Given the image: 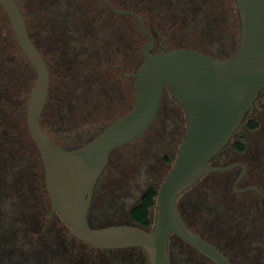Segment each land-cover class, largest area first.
<instances>
[{
  "label": "rangeland",
  "instance_id": "obj_1",
  "mask_svg": "<svg viewBox=\"0 0 264 264\" xmlns=\"http://www.w3.org/2000/svg\"><path fill=\"white\" fill-rule=\"evenodd\" d=\"M84 1L21 0L26 7L29 35L55 75L44 123L54 141L69 148L74 142L69 137L76 132L82 131L81 141H88L95 126H105L100 121L109 120L110 124L131 109V105L124 107L122 95L116 90L111 98L108 95L102 100L108 88L99 59L110 54L130 59L132 54L138 57L139 68L142 49L147 45L129 19L102 21L97 10L88 8ZM110 1L123 5L131 0ZM156 2L138 0L136 11L149 28L153 26L149 20L158 19L168 51L195 48L213 58H225L235 51L238 36L234 29L231 34L228 16L231 0H176L174 11ZM2 13L0 10L1 45L9 30ZM93 44H104V52H96ZM156 52L158 46L152 51ZM12 54L0 51V210L9 219L4 240L9 241L6 253H10V261L4 264H141L142 257L135 252L90 249L74 238L56 215L44 223L45 197L43 191L39 194L37 190V181L39 185L41 181L39 156L23 132L25 117L23 121L19 116L22 94L28 83L29 95L34 73L18 59L14 61ZM250 122L255 128L249 127ZM185 129L184 111L165 93L150 130L137 142L112 154L89 218L92 228L131 224L129 211L148 188L160 186L168 172L166 162L175 160ZM239 139L244 146L241 153L233 149ZM237 162L249 169L247 181L240 187L255 185L264 191V88L214 165L224 167ZM237 173L236 169L203 177L195 193L187 194L186 220L231 262L264 264V200L252 194L230 193ZM150 218L152 227L155 209ZM169 264L203 262L175 242L169 250Z\"/></svg>",
  "mask_w": 264,
  "mask_h": 264
},
{
  "label": "water",
  "instance_id": "obj_2",
  "mask_svg": "<svg viewBox=\"0 0 264 264\" xmlns=\"http://www.w3.org/2000/svg\"><path fill=\"white\" fill-rule=\"evenodd\" d=\"M234 4L239 40L234 53L226 59H214L188 49L152 53L153 38L140 18L106 4L116 16L134 18L140 32L149 40L141 52L142 65L133 76V105L90 142L75 150H65L54 144L40 125L49 91L47 65L30 41L15 0H0L17 46L34 73L25 123L41 160L50 206L81 243L104 251L136 248L144 253L148 264H169L168 241L175 237L211 264H232L185 225L177 200L203 177L237 167L242 172L233 186L234 193L251 191L264 198L253 187L236 189L245 172L243 165H211L264 88V0H234ZM164 92L183 109L186 129L174 163L158 188L151 229L136 225L91 229L87 216L93 192L110 154L143 136L158 114Z\"/></svg>",
  "mask_w": 264,
  "mask_h": 264
},
{
  "label": "trees",
  "instance_id": "obj_3",
  "mask_svg": "<svg viewBox=\"0 0 264 264\" xmlns=\"http://www.w3.org/2000/svg\"><path fill=\"white\" fill-rule=\"evenodd\" d=\"M86 1H89L91 3V1H94L96 2L98 5H99V1L98 0H86ZM20 12H21V15L24 19V23H25V27H26V30H27V13H26V7L25 5L21 2V0H15ZM100 6V5H99ZM92 9H96L97 10V13L98 15L100 16V18L104 21L106 19H118V18H121V17H118V16H115L113 14H111V12H109V10L107 8H100V7H96V8H92ZM0 10H2L0 8ZM116 11H130V9H122V8H118V9H114ZM228 10H230V26L232 27V29H234V33L237 34L238 36V27H239V24H238V17H237V12H236V8H235V4H233L232 6H230L228 8ZM3 12V11H2ZM101 12V15L100 13ZM5 18L7 19V21L9 22L7 16L5 15V13L3 12L2 13ZM91 15H93V13H91ZM130 21L133 22V24L135 25V22L133 19H130ZM136 26V25H135ZM237 28V29H236ZM237 30V31H236ZM136 31L137 33L141 35V33L139 32L138 28L136 27ZM27 34L30 38V41L32 42V44L35 46V48L38 50V52H40L41 56L43 57L46 65H47V69H48V72H49V91H48V97H47V100H46V103H45V106H44V109H43V112H42V115H41V118H40V125H41V128L43 130V132L46 134V136L54 143L56 144L57 146L65 149V150H75V149H78L80 147H82L83 145H85L86 143L90 142L97 134H99L104 128H106L108 125H109V120H105V121H100L102 123L105 124L104 127H97L95 126V133L92 135V138H88L89 140L88 141H81L83 140V134H82V131H78L76 132L74 135L70 136L69 137V141L72 142L74 140L73 143H70L69 146H71L70 148L69 147H66V146H62L60 143H57L54 141L53 137L49 134V131L47 128V125L44 123V116H45V113L47 111V108H48V103L50 101V96H52V90H53V87H54V79H55V75L54 73L51 72V70L49 69V65H48V61H47V57L41 53V51L38 49L37 45L34 43V41L32 40V38L30 37L29 35V32L27 30ZM234 34V35H235ZM239 40V38H238ZM237 40V42H238ZM0 41H3V40H0ZM10 47H8V46ZM13 47H15L19 57L17 56V53L15 52V50L13 49ZM193 50H196L195 48H192ZM5 51V52H8L10 54H15L13 55L12 54V58L13 60H19V62L21 63V65H23L24 67H27L28 70L33 73V70L31 69L30 65L27 63V61L25 60V58L23 57L21 51L19 50L18 46H17V43L14 39V36H13V33H12V30L10 28V23H9V30L6 31V41L4 40V44L1 45L0 44V51ZM201 53V52H200ZM205 55V54H204ZM232 55V54H231ZM231 55H229L228 57H230ZM210 57V56H209ZM228 57H225V58H214V59H226ZM137 60H138V57H136ZM213 58V57H211ZM22 59V60H21ZM108 60V57L106 58H101L100 59V64H101V68L103 69V72L105 73H108V69L107 67L109 66V63L107 62ZM103 64V65H102ZM30 83V82H29ZM29 90V85L27 83V88H25V91L24 93L22 94V97H21V109L19 110V116L21 117V119L24 121V117H25V107H26V102H27V98H28V95H27V92ZM164 95V94H163ZM164 97V96H163ZM162 97V99H163ZM161 106H162V103H161ZM160 106V107H161ZM161 110V108H160ZM160 113V112H159ZM158 113V114H159ZM158 116V115H157ZM156 116V118H157ZM156 118L155 120L153 121V123L151 124V126L148 128V130L144 133L146 134L150 128L153 126L154 122L156 121ZM107 122V123H106ZM113 123V122H111ZM110 123V124H111ZM249 124V127L251 129L255 128V125L253 122H250L248 123ZM22 129L24 130V134H27V136L30 138V136L28 135V131H27V127H26V123L23 125ZM143 134V135H144ZM143 137V136H142ZM141 137V138H142ZM234 137V136H233ZM140 138V139H141ZM31 140V139H29ZM87 140V139H86ZM139 140V139H138ZM32 142V141H31ZM137 142V141H135ZM33 144V143H32ZM133 144V143H132ZM131 145V144H130ZM34 146V145H33ZM129 146V145H128ZM35 147V146H34ZM69 148V149H68ZM35 149V152L36 154L38 155V152ZM122 149V148H121ZM233 149L237 152V153H241L244 149V146L242 144V141L241 139H239L234 145H233ZM115 152V151H114ZM112 152L110 154V158H109V161H108V164L105 168V171L102 173V175L100 176L97 184H96V187H95V190L93 192V197H92V200H91V205H90V209H89V213H88V216H87V222H88V225L91 229H99V228H92L91 225H90V221H89V218H90V215L93 214L94 212V206H95V197L98 195V188H99V185H100V182L103 178V176L105 175V172L108 170L109 168V165H110V159H111V156L112 154L114 153ZM40 159V158H39ZM215 159V158H214ZM212 160L211 162V165L212 166H215L214 165V161L215 160ZM40 161V160H39ZM174 161H170V160H167L166 162V166L168 167V170L170 169V167L173 165ZM167 170V171H168ZM202 180V179H201ZM200 180V181H201ZM200 181L191 189H189L188 191H186L185 193H183L177 200V209H178V212L183 220V222L185 223V225L195 234L197 235L199 238H201L202 240H204L205 242H207L208 244H210L212 247H214L216 250H218L221 254L224 255V253L216 246L214 245L212 242H210L208 239H206L205 237H203L201 234H198L196 231H194L188 224L187 220H186V213H187V209H186V197H187V194H191V193H195V190L198 188ZM44 182V181H43ZM42 183V182H41ZM43 184V183H42ZM158 188L159 186H157L156 188L154 187H150L148 188L144 194L141 196L139 202L137 205H135L134 207L131 208V210L129 211L128 213V220L131 222V224H123V225H136V226H139L141 228H143L144 230H149L151 228V213L152 211L155 209V205H156V198H157V192H158ZM43 191V189L41 188V192ZM230 193H232V187L230 188ZM46 206V207H45ZM98 206V205H97ZM43 208V214L45 215V218L48 220L50 217H49V213H50V207L48 208V202L47 200L45 199V205L42 207ZM117 226V225H116ZM108 227V226H107ZM101 228V227H100ZM103 228V227H102ZM68 235H66V240L68 239ZM56 239V237H55ZM180 243L182 246L186 247L187 250L191 253H193L197 258L201 259L203 264H211L209 261H207L206 259H204L203 257H201L198 253H196L194 250H192L191 248H189L188 246L182 244L177 238L175 237H171L168 241V250H167V254H168V261H169V250L170 248L172 247V244L173 243ZM67 243V242H64V244ZM66 245V244H65ZM89 247V246H87ZM90 249H92L91 247H89ZM93 250H96V249H93ZM102 252H120V250H115V251H104V250H100ZM121 251H128V252H135L137 254H139L142 259H141V264H148V261L146 259V256L144 255V253L140 250V249H136V248H131V249H123ZM225 256V255H224ZM225 258H227L225 256ZM228 259V258H227ZM230 262L231 260L228 259ZM232 264H235L233 262H231Z\"/></svg>",
  "mask_w": 264,
  "mask_h": 264
},
{
  "label": "flooded vegetation",
  "instance_id": "obj_4",
  "mask_svg": "<svg viewBox=\"0 0 264 264\" xmlns=\"http://www.w3.org/2000/svg\"><path fill=\"white\" fill-rule=\"evenodd\" d=\"M99 1V5L94 2V1H91V3L89 1H84V3H86V6L88 8H96V7H100V8H107L108 7L106 6V4L111 7L112 9H118V8H122V9H130V11H126V12H133L134 14H136L141 22H142V25L144 27V29L151 35V37L153 38V49L155 48V46H158L159 47V51H168L166 49V46H165V39L161 37V28H160V23L159 25L156 23L158 21L157 18H154L153 20H149V22L151 24H153V26L151 28H149L147 25H145V20L143 17H141L136 9L138 8L137 6V2L138 0H131V1H126V3H124L123 5H120L118 2H112L110 0H98ZM175 1L176 0H157V4L158 2L162 3L161 6L163 9H169V10H172L174 11V8L173 7H176L175 6ZM106 3V4H105ZM234 4V0H231V5L232 6ZM154 5V2H152V6ZM155 7V6H154ZM229 8V7H228ZM109 10V9H108ZM110 12V11H109ZM230 10H229V13H228V16H229V21H230ZM112 14V13H111ZM114 15V14H113ZM116 16V15H115ZM118 17H121V18H127V19H133L134 22H135V25L133 24L132 21H130V23L134 26L135 28V31H136V27L138 28V25H137V22L134 18L130 17V16H118ZM101 19V18H100ZM102 20V19H101ZM103 21V20H102ZM145 22V23H144ZM231 28V34L233 33V29L232 27L230 26ZM139 30V28H138ZM140 32V30H139ZM137 33V31H136ZM141 33V32H140ZM141 37L144 38L146 41H147V45L149 44V40L141 33ZM238 38H239V27H238ZM83 45V44H82ZM146 45V46H147ZM238 45V44H237ZM84 46V45H83ZM104 46V44L102 46H96V45H92V47H96L95 49L97 50L96 52H104L102 51V47ZM144 48V47H143ZM152 49V51H153ZM85 51V50H84ZM151 51V52H152ZM40 53V52H39ZM234 53V52H233ZM232 53V54H233ZM131 55V58H124V56H119L121 58H117L114 54H110L108 55V60L107 62L109 63V66L107 67L108 69V73H105L103 72V69L100 67V72H102L103 76L105 77V86L106 88V91L108 92V94H106L105 97L102 98V100H104L108 95V97H112V91L113 90H116L118 93H120V95H122L121 97L123 98V101H124V107L128 106V105H131V108H132V105H133V98H132V92H133V76L136 74L137 70L139 68H137V58L134 54V58ZM128 56V54H127ZM122 57H123V60H122ZM130 57V56H129ZM105 58V57H103ZM101 59V58H100ZM100 59H99V62H100ZM103 65V64H102ZM136 69V70H135ZM125 70L128 72L129 71V74L128 75H125ZM134 70V71H133ZM107 77V78H106ZM130 83V84H129ZM105 89V88H104ZM110 91V92H109ZM167 92H164L163 94H165ZM164 96V95H163ZM100 97H102L100 95ZM163 101V99H162ZM161 101V103H162ZM108 103V100L105 101L104 104H107ZM110 104V103H109ZM161 106V104H160ZM178 106V105H177ZM179 108H181L180 106H178ZM161 108V107H160ZM160 108H159V111L158 113L160 112ZM182 109V108H181ZM131 110V109H130ZM129 110V111H130ZM183 110V109H182ZM128 111V112H129ZM158 115V114H157ZM110 125V124H109ZM237 134V131L234 135ZM26 135V138L27 139H30L27 134ZM29 135V134H28ZM119 150V149H118ZM117 151V150H115ZM219 154H217L214 158V160L216 161V158L218 157ZM39 156V154H38ZM40 158V157H39ZM110 158V156H109ZM40 160V159H39ZM109 161V160H108ZM108 164V163H107ZM232 164H241L245 167V172L242 176V178L240 179V181L237 183L236 185V189L237 190H242V189H246V188H250V187H253V188H256L257 190H259L261 193L264 194V191L260 188V186H255V185H248L244 188H241V184L244 182V181H247V178H248V175H249V169L247 168V166L243 163H232ZM231 165V164H230ZM229 166V165H228ZM223 167V166H222ZM41 170H40V174H39V177H40V185L42 184V189H43V194H44V197L45 199L47 200L48 202V208L50 207V213L48 214L49 217H52V215H55V213L52 211V208L50 206V202H49V198H48V194H47V191H46V187H45V180H44V174H43V168H42V164H41V160H40V167H39ZM106 168V167H105ZM238 170V173L237 175L235 176V178L233 179V181L231 182V187H232V193L233 194H236V195H241V194H252L253 196L255 197H258V198H261L262 200H264V198L262 197H259L256 193L254 192H244V193H234V190H233V186L235 184V182L237 181V179L240 177L241 175V172H242V169L240 167H237L235 169H232L228 172H224V173H221V174H227V173H230L232 172L233 170ZM38 171V170H37ZM105 171V169L103 170V172ZM102 172V173H103ZM39 173V171H38ZM38 175V174H37ZM102 175V174H101ZM100 175V176H101ZM100 178V177H99ZM99 180V179H98ZM44 181V182H43ZM42 182V183H41ZM98 182V181H97ZM38 185H37V190L39 192V194H41V186L39 185V181H37ZM96 187V186H95ZM95 190V189H94ZM49 220V219H48ZM45 217H44V223L46 221H48ZM42 222V220H39ZM8 227H9V219H8V216L5 212H3V210H0V259L2 260L0 262V264H4L6 263V261H10V253H6V248L8 247V244H9V241H5L4 238H5V235H7V232H8ZM7 255V256H6ZM223 255V254H222Z\"/></svg>",
  "mask_w": 264,
  "mask_h": 264
}]
</instances>
